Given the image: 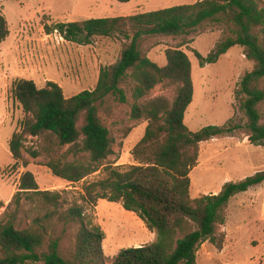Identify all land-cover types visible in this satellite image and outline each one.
Listing matches in <instances>:
<instances>
[{
  "label": "trees",
  "instance_id": "1",
  "mask_svg": "<svg viewBox=\"0 0 264 264\" xmlns=\"http://www.w3.org/2000/svg\"><path fill=\"white\" fill-rule=\"evenodd\" d=\"M207 24L223 26L227 35L206 55L193 52L199 65L217 62L234 46L241 47L253 63L235 90L245 121L235 122L231 117L221 125L190 130L184 122L194 91L189 56L181 46L168 47L166 63L159 66L141 51L140 41L144 36H189L205 31ZM50 29L77 44H90L94 37H120L122 48L113 63L100 67L93 89L71 97H65L54 81H47L42 88L30 79L12 82L10 93L24 113L8 142L12 167L27 165L22 150L31 136L41 140V152L48 157L46 166L57 177L78 182L101 168L100 178L83 185L85 205H94L98 199L120 202L154 233L150 243L120 250L111 264H197L202 242L221 248L224 235L218 228L225 223L231 198L264 182V169L223 183L215 194L195 198L190 194L189 174L204 141L242 131L249 143L264 146V119L259 111L264 101V1L195 0L131 15L61 22ZM8 35L7 20L0 13V43ZM190 41L192 38L181 45ZM166 84L175 86L171 100L164 95L148 97L155 86ZM110 97L129 103L131 118L147 121L142 138L132 149L137 164L105 162L113 153V139L99 110ZM65 146L66 151L59 155ZM80 152L86 153V159L62 158ZM29 153L39 155L35 150ZM18 189L0 219V264H104V232L86 216L84 205L75 203L59 210L53 202L55 194L39 191L30 171L20 175ZM19 193H29L28 199L37 198L42 206L52 203L54 209L25 225L18 212ZM59 224L63 230L77 227L72 245L56 234Z\"/></svg>",
  "mask_w": 264,
  "mask_h": 264
},
{
  "label": "rangeland",
  "instance_id": "2",
  "mask_svg": "<svg viewBox=\"0 0 264 264\" xmlns=\"http://www.w3.org/2000/svg\"><path fill=\"white\" fill-rule=\"evenodd\" d=\"M191 1L0 0V13L9 28V35L0 43V219L19 191L20 175L30 171L39 191L55 194L53 202L59 210L75 203L85 206L86 216L104 232V264H111L112 258L122 249L153 241L154 236L152 238L144 222L134 212L126 211L120 202L98 199L94 205H85L83 185L100 178L101 168L78 182L57 177L46 166L48 157L41 152V140L31 136L25 139L22 150L27 165L12 167L14 160L8 142L24 113L12 97L10 86L15 79L24 78L42 88L50 80L62 88L65 97L93 89L100 67L118 58L123 39L94 37L90 44H77L64 40L50 28L61 22L131 15ZM226 35L223 26L207 24L205 31L189 36H144L140 41L141 51L159 66L166 63L164 52L168 47L181 46L189 56L194 91L184 122L190 130L221 125L231 117L235 122L245 121L235 100V90L244 73L252 68V61L245 58L239 46L231 47L217 62L203 66L193 53L196 50L206 55ZM189 38L192 41L181 45ZM174 93L173 85H157L148 97L164 95L171 100ZM130 110L129 103H118L112 97L99 110L113 139V153L106 159L107 163L137 164L132 149L142 138L147 121L131 118ZM259 111L264 119V101L259 104ZM66 149L67 146L63 147L58 154ZM34 150L39 152L36 157L29 153ZM86 156L84 152L67 153L62 158L84 160ZM263 169L264 146L249 143L242 131L204 141L200 143L197 164L189 174L191 197L213 193L227 181L242 180ZM18 197L19 217L25 225L33 217L54 209L52 203L42 206L37 198L28 199L29 193H19ZM225 216V223L218 228L224 235L222 247L209 241L202 242L196 253L197 264H264V182L232 197ZM76 229V226H68L63 230L59 224L55 232L62 234L64 243L70 246Z\"/></svg>",
  "mask_w": 264,
  "mask_h": 264
},
{
  "label": "crops",
  "instance_id": "3",
  "mask_svg": "<svg viewBox=\"0 0 264 264\" xmlns=\"http://www.w3.org/2000/svg\"><path fill=\"white\" fill-rule=\"evenodd\" d=\"M194 1H195V0H192V1H191V3H192V2H194ZM220 188H221V186H218V187H217V189H215L216 191H215V192H213L212 194H215V193H217V192L220 190ZM151 235H152V238H153V236H154V233H153V232H151ZM153 239H154V238H153Z\"/></svg>",
  "mask_w": 264,
  "mask_h": 264
}]
</instances>
